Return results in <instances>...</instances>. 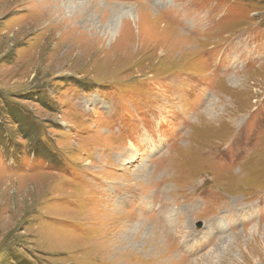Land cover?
<instances>
[{
	"label": "rangeland",
	"instance_id": "1",
	"mask_svg": "<svg viewBox=\"0 0 264 264\" xmlns=\"http://www.w3.org/2000/svg\"><path fill=\"white\" fill-rule=\"evenodd\" d=\"M0 264H264V0H0Z\"/></svg>",
	"mask_w": 264,
	"mask_h": 264
},
{
	"label": "bare ground",
	"instance_id": "2",
	"mask_svg": "<svg viewBox=\"0 0 264 264\" xmlns=\"http://www.w3.org/2000/svg\"><path fill=\"white\" fill-rule=\"evenodd\" d=\"M69 1V0H67ZM81 3H79L78 5H80ZM77 5V6H78ZM82 5V4H81ZM78 11V10H77ZM83 12V11H82ZM78 14V13H77ZM207 113V112H206ZM207 116V115H206ZM136 152L135 151H128L127 153H124L123 156H121V158H123L125 160V164L126 163H131L133 162V160L136 158ZM119 159H120V156H119ZM121 159V160H123ZM123 166V165H122ZM125 166V165H124ZM123 168H127V167H123ZM135 243V242H134Z\"/></svg>",
	"mask_w": 264,
	"mask_h": 264
}]
</instances>
